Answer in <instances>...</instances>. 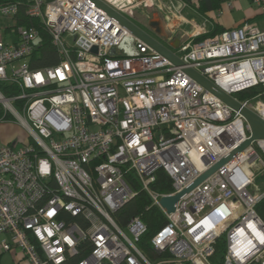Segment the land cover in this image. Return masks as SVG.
<instances>
[{
	"label": "built area",
	"instance_id": "2783aa9c",
	"mask_svg": "<svg viewBox=\"0 0 264 264\" xmlns=\"http://www.w3.org/2000/svg\"><path fill=\"white\" fill-rule=\"evenodd\" d=\"M104 1L129 16L139 2ZM20 7L32 23L18 22ZM169 12L180 16L174 6ZM0 19L13 22L0 25V121L12 119L29 135L20 147L0 144L2 250L18 248L24 264H264L256 212L264 139L185 192L172 212L160 203L251 135L244 116L186 69L264 120L260 92L236 97L264 87V28L244 21L182 40L172 49L182 64L174 65L89 0L0 2ZM41 33L59 59L33 68ZM159 171L170 191L154 187ZM137 188L165 219L147 249L141 215L125 224L115 217ZM219 241L223 251L214 259Z\"/></svg>",
	"mask_w": 264,
	"mask_h": 264
},
{
	"label": "water",
	"instance_id": "95a60500",
	"mask_svg": "<svg viewBox=\"0 0 264 264\" xmlns=\"http://www.w3.org/2000/svg\"><path fill=\"white\" fill-rule=\"evenodd\" d=\"M93 2L100 9L105 11L109 16L117 20L123 27H125L134 37L140 39L148 46H150L153 50L161 54L163 57L170 60L174 65H181V61L178 57L173 53L172 49H175L179 45V39H174V41L170 42L167 46L163 44L159 39L154 37L153 35L146 32L143 28H141L138 24H136L128 14L124 12H120L106 3L104 0H89ZM147 27L150 31L157 35L162 40H166L168 38V34L166 28L163 23V18L158 13H153V16L150 17L147 21ZM92 52H97V47L92 46L90 49ZM113 52V50H111ZM186 73L191 76L196 82H198L205 90L216 96L219 100L227 104L233 110L238 111L244 118L247 120L251 135L250 138L236 147L233 151L228 154L225 158L219 160L215 165H213L210 169L202 173L199 177H197L190 185H188L184 190L180 193H177L172 196L162 197L160 203L162 206L166 208L168 212H172L174 209V203L188 190H190L193 186L201 182L205 179L210 173H212L216 168L230 159L232 156L240 152L243 148H245L251 141L256 139H264V120H262L259 116H257L253 111L249 108L243 106L239 101H237L232 95L222 91L217 86H215L209 79L204 77L199 72L193 69H186Z\"/></svg>",
	"mask_w": 264,
	"mask_h": 264
},
{
	"label": "crops",
	"instance_id": "0c3cea01",
	"mask_svg": "<svg viewBox=\"0 0 264 264\" xmlns=\"http://www.w3.org/2000/svg\"><path fill=\"white\" fill-rule=\"evenodd\" d=\"M213 1L214 8L198 11L182 4L179 0H170L174 7L178 9L180 16H174L169 11L165 12L164 9L162 10L163 14L161 17L163 18L169 41L172 42L174 39H179L180 42L185 39L194 38L201 33L209 32L216 34L220 30L239 26L244 21H255L260 28H264V0L259 5L252 3L251 0H230L231 7L227 6L229 0ZM156 4L157 7L162 9V5L165 2L164 0H157ZM145 8L152 7L145 6ZM131 14L132 16L134 15L132 12ZM0 235L3 236L0 238V243L3 238H8V235L5 233ZM4 252L0 245V264H5L7 260L5 255H3ZM8 252L12 254V258L11 262H7V264H24L18 248H14V250Z\"/></svg>",
	"mask_w": 264,
	"mask_h": 264
},
{
	"label": "trees",
	"instance_id": "16d2710c",
	"mask_svg": "<svg viewBox=\"0 0 264 264\" xmlns=\"http://www.w3.org/2000/svg\"><path fill=\"white\" fill-rule=\"evenodd\" d=\"M8 1H15V0H0V2H8ZM179 1L186 6H190L193 9H197L198 11H206L214 8L213 0H179ZM17 19L19 23H24V24L33 22L31 19L27 18L24 15V11L22 7H20L18 11ZM214 34H211L209 32L201 33L195 36L194 39L200 40L206 37L213 36ZM40 37H41L40 38L41 44L32 53L30 60L31 67L33 68L55 64L58 62L59 59L56 50L51 44V40L49 36L46 33H41ZM1 87L3 91H6L3 85H1ZM256 92H260L261 98L264 99V87L262 86L253 88L246 93L239 92L236 94V97L239 100H242L248 94H253ZM1 113L2 110L0 108V116L2 115ZM154 187L161 192L170 191L171 186H170L169 177L164 172L159 171L157 174V182L155 183ZM136 190H137V194L135 195V197L131 201L126 203L119 211H117L115 217L120 224H125L127 220L132 216L141 215L142 220L147 225V232L143 237L141 246L143 247V249H147L148 245L146 241L148 237L151 236L158 227H160L165 223V219L163 218L161 213L158 212L156 208H147V202H148L147 197L138 188ZM256 212L264 222V198L256 205ZM222 251H223L222 242L219 241L216 244V251L213 258L219 259V257H221Z\"/></svg>",
	"mask_w": 264,
	"mask_h": 264
},
{
	"label": "rangeland",
	"instance_id": "374dc122",
	"mask_svg": "<svg viewBox=\"0 0 264 264\" xmlns=\"http://www.w3.org/2000/svg\"><path fill=\"white\" fill-rule=\"evenodd\" d=\"M138 1L139 2H137L138 3L137 6H135L133 8L134 10L131 11L132 13H134V16H130V19H132L135 23H138L139 19L145 21L147 18L152 17L153 13H158L161 16L163 14L162 12L163 9L165 12H167L169 11L170 6H174L173 3L170 2V0H164L165 4L162 5V9H160V7H157L156 4L157 0H141V1L138 0ZM144 5L152 8H145ZM147 14L148 16L146 17ZM10 24H13V22L5 19H0V25L2 26H6ZM154 36L159 39L157 35ZM20 62L21 61H16L12 63L11 66L17 68ZM28 142H29V135L19 123L15 122L12 119L0 121V144H13L16 147H20L22 144H26ZM2 237L3 236L0 235V238ZM3 255H5V258L7 259L5 264H7V262L10 263L12 254L8 251H5Z\"/></svg>",
	"mask_w": 264,
	"mask_h": 264
},
{
	"label": "flooded vegetation",
	"instance_id": "af4514ba",
	"mask_svg": "<svg viewBox=\"0 0 264 264\" xmlns=\"http://www.w3.org/2000/svg\"><path fill=\"white\" fill-rule=\"evenodd\" d=\"M131 16H132V14H131ZM134 16V15H133ZM148 19L149 18H147L145 21H143V20H141V19H139L138 20V23H136V24H138L141 28H143L146 32H148L149 34H151V35H153V33L150 31V29L147 27V21H148ZM154 36V35H153ZM155 37V36H154ZM158 39V38H157ZM159 39H161L160 41L163 43V44H169L170 43V41H169V38H167L166 40H162V38H159Z\"/></svg>",
	"mask_w": 264,
	"mask_h": 264
},
{
	"label": "snow or ice",
	"instance_id": "6c2138e0",
	"mask_svg": "<svg viewBox=\"0 0 264 264\" xmlns=\"http://www.w3.org/2000/svg\"><path fill=\"white\" fill-rule=\"evenodd\" d=\"M261 242L264 243V240H262Z\"/></svg>",
	"mask_w": 264,
	"mask_h": 264
}]
</instances>
